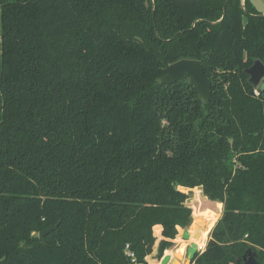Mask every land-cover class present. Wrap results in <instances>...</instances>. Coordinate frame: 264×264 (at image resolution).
<instances>
[{
	"label": "trees",
	"instance_id": "obj_1",
	"mask_svg": "<svg viewBox=\"0 0 264 264\" xmlns=\"http://www.w3.org/2000/svg\"><path fill=\"white\" fill-rule=\"evenodd\" d=\"M181 59L207 104L189 75L158 82ZM254 60L248 0H0V264H132L126 245L158 264L208 200L222 213L192 264H264Z\"/></svg>",
	"mask_w": 264,
	"mask_h": 264
},
{
	"label": "water",
	"instance_id": "obj_2",
	"mask_svg": "<svg viewBox=\"0 0 264 264\" xmlns=\"http://www.w3.org/2000/svg\"><path fill=\"white\" fill-rule=\"evenodd\" d=\"M162 72L164 75L158 79V82L164 85L174 84L182 76H191L195 83V91L199 101L203 104L209 102L211 96V82L205 76L203 68L198 61L181 59L167 65L163 68ZM244 73L248 76V83L253 88H258L260 92H264V65L259 60H254L253 64L244 70ZM185 193L188 197L194 194L193 189H188ZM187 202H189L188 198L186 199V203ZM57 227L58 224L41 231L38 237L43 240L47 234L56 231ZM177 232V237L180 236L182 240H188L189 235L187 229L177 228ZM196 254H199L197 245L195 243L189 244L184 253V261L180 263L192 264ZM175 260L177 259L173 258V255L164 253L158 264H172ZM238 262L241 264H259L256 260V253L251 249H248L242 256L241 261L238 260Z\"/></svg>",
	"mask_w": 264,
	"mask_h": 264
},
{
	"label": "bare ground",
	"instance_id": "obj_3",
	"mask_svg": "<svg viewBox=\"0 0 264 264\" xmlns=\"http://www.w3.org/2000/svg\"><path fill=\"white\" fill-rule=\"evenodd\" d=\"M215 204V203H214ZM212 204L217 208L218 213L208 211L211 207H207L204 211H198L193 214V221L188 229V242L189 244L195 243L198 247V250L201 251L205 248L204 243L207 239V236L213 227L214 223L216 222L217 218L219 217L220 207L217 204ZM185 243L182 242L181 245L178 246L177 249L174 251V255L178 259H182L184 255ZM172 264H181L179 261L175 260Z\"/></svg>",
	"mask_w": 264,
	"mask_h": 264
},
{
	"label": "rangeland",
	"instance_id": "obj_4",
	"mask_svg": "<svg viewBox=\"0 0 264 264\" xmlns=\"http://www.w3.org/2000/svg\"><path fill=\"white\" fill-rule=\"evenodd\" d=\"M250 3H251V5H252V7L255 9V11L256 12H259V13H261V14H264V0H248ZM195 189V188H194ZM193 189V190H194ZM202 190V189H201ZM191 197L189 196L188 197V199H190ZM213 203H215V202H213ZM188 206L190 205V203H186ZM215 205V204H214ZM211 206H213L212 204L209 206V207H211ZM190 207V206H189ZM191 208V207H190ZM222 208V207H221ZM203 210L202 211H204V210H206L207 211V209H205V208H202ZM191 210H192V221H193V209L191 208ZM208 211H212V212H215V213H218V211H217V208L215 207V206H213V207H211V209L210 210H208ZM221 213H222V211H220ZM220 213V214H221ZM220 214H219V217L217 218V220L220 218ZM217 220H216V222H217ZM215 222V223H216ZM215 223H214V225H215ZM213 225V226H214ZM189 228H187V230H188ZM207 240H208V238H207ZM182 242H184L185 243V248L189 245V242H188V240L187 241H185V240H180V245H181V243ZM178 247V245H177V242H176V244H175V246L173 247V248H171V249H169V250H167L168 252L169 251H171V255H173V258H176L177 259V261H179V262H183L184 261V255H183V257H182V259L180 260V259H178L175 255H174V251H175V249ZM184 253H185V251H184ZM169 255V254H168Z\"/></svg>",
	"mask_w": 264,
	"mask_h": 264
},
{
	"label": "built area",
	"instance_id": "obj_5",
	"mask_svg": "<svg viewBox=\"0 0 264 264\" xmlns=\"http://www.w3.org/2000/svg\"><path fill=\"white\" fill-rule=\"evenodd\" d=\"M240 5H241L242 8H244V0H240ZM253 94H254L255 96H258V95H259V91L257 90V88L254 89ZM203 250H204V249H203ZM203 250L199 251V253H201ZM125 255H126L127 257L130 258V261H131L132 264H135V263H136V261H135V256H134V254L130 251V249H129V245H126V246H125Z\"/></svg>",
	"mask_w": 264,
	"mask_h": 264
},
{
	"label": "crops",
	"instance_id": "obj_6",
	"mask_svg": "<svg viewBox=\"0 0 264 264\" xmlns=\"http://www.w3.org/2000/svg\"><path fill=\"white\" fill-rule=\"evenodd\" d=\"M263 15H264V14H263ZM201 191H202V190H201ZM207 200H208V199H207ZM208 203H210V204H214L213 202H211V201H209V200H208ZM215 204L219 205V207H220V211H222V208H221L222 205H221L220 203H216V202H215ZM220 211H219V214L221 213ZM220 216H221V214H220ZM212 228H213V227H212ZM212 228H211V230H212ZM211 230H210V232H211ZM210 232H209V234H208V236H207L208 240H209ZM208 240L206 239V241H205V243H204V246H206Z\"/></svg>",
	"mask_w": 264,
	"mask_h": 264
}]
</instances>
